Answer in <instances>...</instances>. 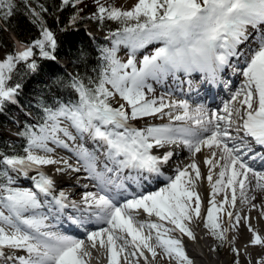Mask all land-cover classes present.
Returning <instances> with one entry per match:
<instances>
[{
	"label": "snow or ice",
	"instance_id": "1",
	"mask_svg": "<svg viewBox=\"0 0 264 264\" xmlns=\"http://www.w3.org/2000/svg\"><path fill=\"white\" fill-rule=\"evenodd\" d=\"M81 2L62 0L65 6ZM14 7V0H0V18H10ZM32 11L39 17V13ZM78 15L71 18V23L76 22ZM91 18L115 20L122 25L112 34L114 47L102 50L106 64L99 79L86 84L73 78L71 86L78 93V100L60 104L55 109H45V123L38 130L26 131L28 145L25 155L3 157L0 171L7 177L9 169L26 174L36 166L59 163L48 155L54 152L49 142L67 148L61 134L75 140L70 127L106 146L107 157L117 166L115 170L105 166L106 173L115 171L118 176L121 170L131 169L135 175L124 179L138 185L147 179L145 173L149 176L163 175L161 166L173 156L172 151L153 154L154 148L181 144L195 154L207 147L212 150L211 155L204 159L209 166L206 179L212 188V199L206 209L204 226L212 236L224 242L228 239L226 233L229 228H236L243 220L252 233L249 245L264 247V236L253 227L251 217H242L224 207L229 205L234 209L239 198L241 203L255 208L257 206L252 203L257 199L255 193L264 194V152L257 153L252 146L255 143L264 148V0H137L128 10L99 4ZM130 21L134 23L130 24ZM253 34L258 37L255 45L247 52L243 51L241 45L247 46ZM41 35L42 38L31 44H20L13 54L0 61V107L6 101L15 103V95L21 86L8 85V81L18 62L29 61L35 54L34 49H39L45 58L55 59L56 36L47 27H42ZM121 44L132 53L126 63L116 57ZM153 44L162 46L144 55L138 66L136 52ZM234 58L238 61L239 74L245 79L230 100L224 103L223 114L211 112L202 105L193 109L187 100L165 103L164 97L149 98L145 91H153L148 84L149 79L160 81L178 73L189 77L202 74L205 83L217 85L226 68L236 70L231 64ZM241 60L243 64L239 65ZM27 67L35 70L37 65L32 61ZM117 94L130 106V111L124 104L113 107L109 103ZM165 108L170 111L165 113ZM175 109L182 111L173 115L172 110ZM156 114H161V118L167 115L169 123L136 127L129 122ZM173 121L182 123L177 126ZM40 151L44 155L38 154ZM78 155L89 170L95 171L92 154L87 149ZM257 159L262 162L260 170L249 164V161ZM216 168H219L218 178L213 181L212 170ZM189 169L194 170V175ZM74 170L79 171L78 168ZM176 171L174 177L167 178L165 187L147 194L141 191L122 203L108 194L86 192L83 203L88 209H94V222L107 225L98 231L88 232L87 245L85 239L52 230L46 223L48 216L38 211L44 207L41 195L51 197L50 203L56 206L57 212L69 207L65 203L67 197L64 192L54 194V181L50 176L37 168L33 187L27 189L12 187L9 179L0 185L2 264H90V249L98 246L106 251L108 264H121V257L126 252L127 255H123L125 261L129 256H143L147 260L144 250L155 258L157 247L162 248L170 259H175L177 264H193L182 240L170 233L179 231L195 238L189 224L201 215V197L195 190L201 171L195 162ZM101 183L114 184L115 181L109 177L107 181L101 179ZM119 187L123 188V183ZM100 191L106 193L104 187ZM249 191L253 193L251 196ZM217 193H224L219 205L215 199ZM70 206L78 207L75 202ZM139 210L158 219L137 221ZM221 211L226 212L229 228L222 226L217 215ZM261 218H264V209L261 210ZM129 246L134 250L128 251ZM231 250L237 257L240 255L239 249L233 247ZM136 264H139L138 259ZM233 264H240L239 259ZM257 264H264V257L257 260Z\"/></svg>",
	"mask_w": 264,
	"mask_h": 264
},
{
	"label": "bare ground",
	"instance_id": "2",
	"mask_svg": "<svg viewBox=\"0 0 264 264\" xmlns=\"http://www.w3.org/2000/svg\"><path fill=\"white\" fill-rule=\"evenodd\" d=\"M91 32L99 31L98 28L95 26L89 27ZM94 30V31H93ZM251 40L247 42V48L244 46H241V49L245 52H247L249 47H252L255 45L258 37L253 34L250 36ZM234 60V59H233ZM242 61V60H241ZM240 61V62H241ZM235 68H239L236 66ZM198 75L202 74H193V76L189 77L186 76L183 73H178L175 76L169 75L166 78L156 81L149 79L148 84L151 85L153 91L148 92L147 89H145L147 95L149 98H156L159 99L161 96L164 97L165 103H168L170 101H180V100H187L189 105L193 109H195L197 106H204L206 109H208L211 112L219 111L221 114H223V105L224 103L228 102L233 94V92L241 87V85L244 83V77L242 75L239 76V79H237L233 83V87L231 90H227L225 93V102H222L221 97L218 98L217 94V86L211 85L208 83H205L203 80V83L201 85L200 82L196 80ZM222 75V74H221ZM230 75H233L232 72H230ZM227 76L226 81H230L232 78L231 76ZM203 76V75H202ZM225 75L220 76V79ZM237 81L239 83H237ZM228 83V82H227ZM168 86H171V91L169 88H166ZM184 88V89H183ZM185 89L188 92V95H185ZM175 90V91H174ZM177 91H181V93H177ZM204 99H208L209 101H205ZM170 109L165 108L164 112H169ZM173 115L179 114L182 110L175 109L172 110ZM22 114V113H21ZM23 115V114H22ZM156 119H147L146 123H143L139 125V127H144L146 125H160V124H167L169 123V117L167 115H163L161 118V114H156L154 116ZM174 125H180L182 122L180 121H173ZM233 135L235 133L233 132ZM243 135V133H241ZM10 136L12 139H15V136L10 133ZM67 138V137H66ZM69 139V138H68ZM79 139L82 140L83 148H80L79 151L74 150L72 154L68 152L66 149H64L60 145L56 144H49V147L54 148V152L49 153L53 159H56L60 161L57 164L52 165H40L36 166L32 169V175L33 179L37 176V168L40 171H43L45 174L50 176L54 181V194H58L59 192H64L66 194L67 200L65 203L69 204V207L64 208L57 212L56 206H54L51 201V197H44L41 195V200L43 201L44 207L40 210H38L41 214H45L48 216V220L46 223L51 226V229L54 231H59L62 233H66V235H72L79 239H85L86 240V231L82 232H72L74 230H77L78 228H86V225L84 227H79L76 223L73 221L77 220V222H80L82 220H88L89 217L93 218L92 212L94 209H88L87 205L83 203V196L86 192H90L88 187H84L86 183L88 185L91 184L93 186L94 190L91 192L99 193L95 191L96 187L98 189V186L104 187V183H101V179L103 181H107L109 177H111L116 183L109 184L107 189L109 190L108 193H111L114 195L117 201L123 202L125 199H131L133 196H136L140 194V192H135L134 190L129 192L124 198H120L116 195V192L118 190H121L123 188L119 187L121 183H123L124 186L129 185L133 182H129L128 180L124 179L125 176L128 175H135V172L131 169H124L119 172V176H117L116 172H105V166L108 168H112L115 170L117 167L115 164L113 167H111V164L113 162L107 157L106 153V146L100 142L99 140L92 139L91 136L88 134L79 135ZM72 140V139H69ZM73 141V140H72ZM86 142V143H84ZM251 142V138L250 141ZM231 147V143L229 144ZM253 148L257 153L264 152V148L256 147V145L253 143ZM84 149H87L89 153L92 154L93 161H94V167L95 171L100 174V176L94 175L91 171L88 169V166L86 165L84 159L78 155V153L82 152ZM153 154L161 155L165 151H172L173 156L170 158L167 164H164L161 166V171L163 175L157 176L155 174L149 176L147 173L144 175L147 177V179L143 180L141 184L145 187V189L142 191L144 194H147L148 192H154L158 191L160 188L165 187L168 183L167 178L168 177H174L177 174L178 168H184L187 165L195 162L201 171V179L197 181L196 184V191L199 193L201 197V202L204 205V213L202 219H196L195 223L191 226L194 232V239L189 238L186 234L182 235L179 233V231L171 232L170 235L172 237L181 239L184 245V248L187 252V255L190 259H192L193 264H232L235 256L231 252V246H233V243L238 241L241 243V246L248 247L245 248H239L240 252L246 253L248 256L250 254V259H252V262L257 259L259 255H261L262 250L260 247L257 246H251L249 245V241L252 239V233L248 231V228L245 226L244 221L242 220L240 225L236 228H229V243L228 246L224 251H217V248H215V244L213 241L214 238L211 237L210 231L204 226L206 221V209L210 207L209 200L212 199V188L209 182L206 179L207 172L209 171V166L204 163L205 157H209L211 155L210 149L207 147H203L202 151L200 153L193 154L186 146L181 144H174V145H168L165 148L156 149L154 148ZM219 154V150H216ZM40 155H44L42 151L38 152ZM75 155V156H74ZM181 159V162L178 160ZM187 159V160H186ZM247 159V157H246ZM261 161L257 159L256 161H249L250 166H253L255 169L260 170L261 169ZM104 164V165H102ZM69 165L71 167H69ZM79 169V171H75L74 169ZM57 169H61V171H57ZM82 169V171H81ZM213 181H215L218 178V171L219 168L213 169ZM80 172H83L79 174ZM190 173H193L194 170L189 169ZM85 178H88L87 181ZM95 178V181H93ZM251 178V177H250ZM90 181V182H89ZM80 183V186H79ZM134 183V182H133ZM107 184V183H106ZM161 184L157 187V185ZM128 186V187H129ZM70 189H76L74 191ZM127 189V186L126 188ZM229 198L231 195V190H228ZM249 196H251L253 193L249 191ZM257 196V199L252 201L253 204H255L257 207L251 208V205L249 204H243L241 203V200L238 198L235 208H230L229 205H225V210H231L234 212V214H239L242 217L248 216L251 217V224L255 229L258 230L259 234L261 236H264V218H261V210L264 209V194H261L259 192L255 193ZM237 195L239 197V190L237 192ZM76 197V198H75ZM71 198L78 199L76 205H78L77 208L71 207ZM120 198V199H119ZM224 198V193H217L215 196V199L217 201V204L219 205ZM224 216L228 222V217L226 216V212L224 211ZM71 217V219H70ZM137 221L142 220H152L156 221L158 218L155 216L148 217L146 213L143 212V210H139L138 214L136 215ZM167 224V222H164ZM229 225V224H228ZM171 227V225H168ZM101 227H107L106 224H98V223H92V225L89 226L87 229V232L90 231H98ZM66 229H69L71 232H67ZM147 229H145V233L147 234ZM155 234V230H153V235ZM213 238V239H212ZM130 239V238H129ZM153 245L156 244L155 239L152 241ZM88 244L86 240V245ZM236 244V243H235ZM131 246H129L128 251H133ZM92 252V257L90 260V264H108L107 259V253L104 249L97 247V249H90ZM145 251V256L148 257L147 260L144 259L143 256L138 257H132L129 256L128 260L125 261L123 259V255H127V252L124 253L121 257V264H136L137 259L139 261V264H155V258L152 257L150 252ZM159 253V251H157ZM23 254V253H20ZM158 264H177V261L175 259H170L165 254V261L160 258L158 259ZM3 258L0 257V264H2ZM257 264V263H256Z\"/></svg>",
	"mask_w": 264,
	"mask_h": 264
},
{
	"label": "trees",
	"instance_id": "3",
	"mask_svg": "<svg viewBox=\"0 0 264 264\" xmlns=\"http://www.w3.org/2000/svg\"><path fill=\"white\" fill-rule=\"evenodd\" d=\"M93 1L95 4L92 6ZM14 4L11 17L7 20L0 18V45L15 52L19 47L18 42L31 44L35 39L42 38L41 29L47 27L56 36L57 48L53 52L54 60L41 56L39 49H34V56L27 62H18L11 80L8 81V85L19 84L21 87L15 95V103L6 101L0 107V153L4 157L25 155L24 150L28 145L26 131L38 130L45 123V109H55L60 104L75 103L78 100V93L71 86L73 78H78L86 84L99 79L106 64L102 50L109 49L110 41L103 37L91 38L84 28L75 29L74 25L92 20L107 33L113 34L122 28L120 22L91 18L97 12L99 4L125 10L132 8L117 6L115 0H82L74 6L63 5L62 0H14ZM32 10L39 13V17L34 15ZM77 13L78 18L73 24L71 18ZM11 32L15 36L11 35ZM60 57L72 59L71 72L60 64ZM32 61L37 65L35 70L27 67ZM109 103L112 106L117 105L114 98H111ZM29 110L34 113V120L24 118L23 125L19 127L20 139L10 142L9 140L13 139L10 133H6V124L13 120L17 111L24 114ZM9 179L8 172L6 177L0 171V185ZM217 242L220 250L217 251H223L221 249L224 242Z\"/></svg>",
	"mask_w": 264,
	"mask_h": 264
},
{
	"label": "rangeland",
	"instance_id": "4",
	"mask_svg": "<svg viewBox=\"0 0 264 264\" xmlns=\"http://www.w3.org/2000/svg\"><path fill=\"white\" fill-rule=\"evenodd\" d=\"M115 2L117 3V6H121L123 8H131L135 5V3L137 2V0H115ZM93 4H95V1L92 2V6ZM92 22V21H91ZM11 35L15 36L14 34H12L11 32ZM115 40V38L113 39V41ZM17 44L20 45V42H18ZM109 49L110 48H113L114 47V44L113 42H110L109 43ZM159 46H162V44H153V45H148L147 48H144V49H140L136 52L135 54V59L137 61V65L139 66V62L142 60L143 56L146 55V54H151L152 51H154L155 47H159ZM14 52L12 50H10V48H6V47H2L0 45V61H2L8 54H13ZM131 50L129 48H127L126 46H124L123 44L119 45L118 48H117V51H116V57L121 61V62H127V60L129 58H131ZM67 60V59H66ZM236 67V66H235ZM72 67H69V69H71ZM130 71V69H129ZM220 76H222L220 74ZM109 88L111 87L110 85L108 86ZM115 98L117 99V102L120 103V104H124L126 109H128L130 111V106L127 105V103L122 100L118 94L115 96ZM222 99V97H221ZM206 101V99H204ZM222 102L224 103L225 102V99L223 100L222 99ZM32 111L29 110L28 112H25L23 115L17 111L16 113V122H10V123H7L6 126H7V130H6V133H11L15 136V139L13 140H9L10 142H15L18 138H19V126H21V122L23 120V118H31L33 117L32 116ZM156 119L154 116H149V117H143V118H139L137 120H131L129 121L131 124H133L134 126L136 127H139V125L143 124V123H146V120L147 119ZM67 123V122H65ZM71 132H72V135L76 137L75 140H69L68 138L64 137L62 134V139L64 138V141H68L69 143H72L73 145H75V147L77 149L80 150V148H83V144H82V140L79 139V134L74 128H71L69 129ZM83 137H84V134H83ZM86 143V142H84ZM49 144H51V142H49ZM68 146H71L70 144H68ZM78 150V151H79ZM187 160V159H186ZM179 162H181V159L178 160ZM29 171V173H28ZM27 171L26 174L22 173V172H19V171H12V170H8V176L10 177V179L13 178V184H11L12 187H18V188H22V189H27V188H32L33 186L31 185V181H28V183H25L26 178H29V180L33 177L32 175V171L29 169ZM82 171V169H81ZM83 172H80L79 174H81ZM119 176V175H118ZM87 181L89 180L88 178H85ZM90 182V181H89ZM86 185V186H85ZM85 185H83L84 187H88V189L91 191L94 190L93 186L88 185V183H86ZM161 184L157 185L160 186ZM79 186H80V183H79ZM125 187V186H124ZM123 187V188H124ZM161 187V186H160ZM108 188V187H107ZM72 191L76 190V189H70ZM96 191V189H95ZM76 198V197H75ZM122 198V197H120ZM119 198V199H120ZM124 198V197H123ZM71 201L72 202H75V201H78V199H73L71 198ZM194 203V202H193ZM225 207V206H224ZM203 213H204V205L203 203H201V215L200 217L198 218L199 220L203 218ZM218 217L220 218V220L222 221V226L223 227H226V228H229V225H228V222L224 216V211H221L220 213L217 214ZM197 218H194L191 223L189 224V227L191 228L192 232H193V229H192V225L195 223ZM206 219V218H205ZM208 229V228H207ZM209 230V229H208ZM87 232V231H86ZM194 233V232H193ZM66 234V233H65ZM228 239L226 241H224V245H223V251L227 248L228 246V241H229V231L226 233ZM211 237H214L212 235H210ZM215 238V237H214ZM213 239V238H212ZM214 241V240H213ZM215 241L214 244H215V248H218V239L215 238ZM236 243V244H235ZM235 247L236 249H239L238 247L241 248H245L244 246H241V243L236 241L233 243V246H231V249ZM257 247H260L261 250H262V254L258 256L257 259H260L261 257H264V247H261V246H257ZM156 251H159L158 255L155 257V264H158V259L160 258V255H161V259H163L165 261V253L163 251L162 248H159L157 247L156 248ZM186 251V250H185ZM232 254H234L235 258L233 260V262L236 260V259H239L240 261V264H249V259L250 257L244 252H240V255L237 257L236 254L231 250ZM187 253V252H186ZM232 262V264H233ZM257 263V260L253 261L252 262V259H251V264H256Z\"/></svg>",
	"mask_w": 264,
	"mask_h": 264
},
{
	"label": "water",
	"instance_id": "5",
	"mask_svg": "<svg viewBox=\"0 0 264 264\" xmlns=\"http://www.w3.org/2000/svg\"><path fill=\"white\" fill-rule=\"evenodd\" d=\"M80 27H85V25L84 26H80ZM111 167H113V164H111Z\"/></svg>",
	"mask_w": 264,
	"mask_h": 264
}]
</instances>
